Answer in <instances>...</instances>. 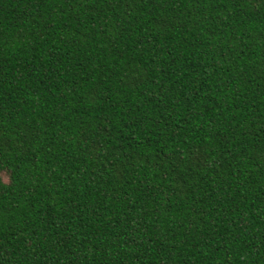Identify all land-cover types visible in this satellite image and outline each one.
I'll list each match as a JSON object with an SVG mask.
<instances>
[{
	"label": "trees",
	"instance_id": "obj_1",
	"mask_svg": "<svg viewBox=\"0 0 264 264\" xmlns=\"http://www.w3.org/2000/svg\"><path fill=\"white\" fill-rule=\"evenodd\" d=\"M0 264H264V0H0Z\"/></svg>",
	"mask_w": 264,
	"mask_h": 264
}]
</instances>
